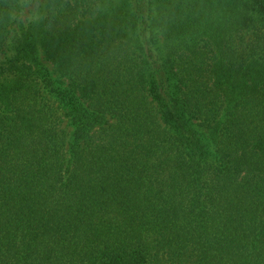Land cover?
Here are the masks:
<instances>
[{"label": "trees", "instance_id": "trees-1", "mask_svg": "<svg viewBox=\"0 0 264 264\" xmlns=\"http://www.w3.org/2000/svg\"><path fill=\"white\" fill-rule=\"evenodd\" d=\"M0 264H264V0H0Z\"/></svg>", "mask_w": 264, "mask_h": 264}, {"label": "rangeland", "instance_id": "rangeland-1", "mask_svg": "<svg viewBox=\"0 0 264 264\" xmlns=\"http://www.w3.org/2000/svg\"><path fill=\"white\" fill-rule=\"evenodd\" d=\"M43 62L52 69L51 65L49 63H47L46 61L43 60ZM202 131H204L206 133L207 136H209V130L200 127Z\"/></svg>", "mask_w": 264, "mask_h": 264}]
</instances>
